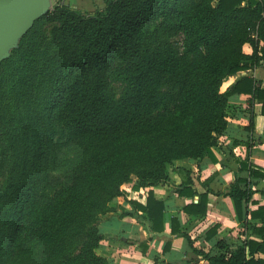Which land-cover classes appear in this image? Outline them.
<instances>
[{"label": "trees", "instance_id": "16d2710c", "mask_svg": "<svg viewBox=\"0 0 264 264\" xmlns=\"http://www.w3.org/2000/svg\"><path fill=\"white\" fill-rule=\"evenodd\" d=\"M263 62L264 0H105L92 13L58 2L0 65V264H108L96 254L97 222L125 197L122 187L132 177L135 191L170 186L176 161L215 163L231 96L262 102L264 116L254 79L222 87ZM245 145L247 178L224 194L243 227L238 247L219 241L212 256L193 248L177 219L170 224L208 264H264V206L243 217L264 170ZM179 173L178 196L198 197L183 212L204 216L210 191ZM129 203L151 232H164V203L151 191L144 207Z\"/></svg>", "mask_w": 264, "mask_h": 264}, {"label": "crops", "instance_id": "0c3cea01", "mask_svg": "<svg viewBox=\"0 0 264 264\" xmlns=\"http://www.w3.org/2000/svg\"><path fill=\"white\" fill-rule=\"evenodd\" d=\"M103 7V0H92V7L87 12L92 13ZM242 50L246 55L252 53L247 44ZM243 77L254 79L257 86L264 89V62L254 70L243 71L230 78L223 85L222 92ZM261 105L262 102L252 101L247 94L233 95L228 99L227 128L217 137V146L212 150L215 163L208 159L199 164L189 160L174 163L168 171L170 186L158 185L140 188L138 191L132 190L134 183L122 187L125 197L114 199L109 204L111 211L98 219L97 229L103 240L96 254L106 259L108 264H208L191 252L184 238L171 234L170 224L173 219L178 220L180 229L190 237L194 249L205 253L210 251L213 256L217 253L216 243L222 241L229 250H235L243 239L239 235L240 231L243 232V227L237 219L232 200L224 194L239 179L247 178V174L240 171L239 161L247 158L245 143L248 141L252 145L249 162L264 170V116L261 114ZM251 119L253 129L248 132ZM182 170L190 172L194 187L199 193L210 191L207 212L202 217L183 212L185 206L196 204L198 197H179L176 193L175 188L184 178L179 173ZM252 183L255 193L249 203L243 205V217L264 206V180H254ZM238 186L241 189L244 187L242 184ZM150 191L157 201L164 203V232L161 234L151 232L146 216L129 203L144 207ZM249 221L251 226H261L259 220ZM214 226H218L215 235L207 238V232ZM246 237L259 241L252 237L251 230L246 231ZM166 243H170L171 247L164 253Z\"/></svg>", "mask_w": 264, "mask_h": 264}, {"label": "water", "instance_id": "95a60500", "mask_svg": "<svg viewBox=\"0 0 264 264\" xmlns=\"http://www.w3.org/2000/svg\"><path fill=\"white\" fill-rule=\"evenodd\" d=\"M51 8V0H0V65Z\"/></svg>", "mask_w": 264, "mask_h": 264}, {"label": "rangeland", "instance_id": "374dc122", "mask_svg": "<svg viewBox=\"0 0 264 264\" xmlns=\"http://www.w3.org/2000/svg\"><path fill=\"white\" fill-rule=\"evenodd\" d=\"M104 1L105 0H103V2ZM58 2H60V4H63L64 6H68L71 10H73L75 12L90 13L87 11L89 9H91V7H92V0H51L52 8L55 7L58 4ZM94 7L97 8V6H94ZM176 162H181V161H176ZM176 162H174V163H176ZM131 181L132 182L129 184L133 185V183H135L137 180L135 177H132Z\"/></svg>", "mask_w": 264, "mask_h": 264}]
</instances>
